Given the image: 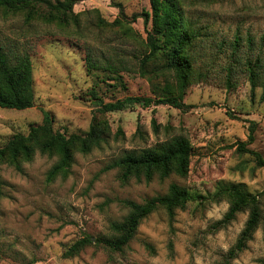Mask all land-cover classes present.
Masks as SVG:
<instances>
[{
	"label": "rangeland",
	"instance_id": "1",
	"mask_svg": "<svg viewBox=\"0 0 264 264\" xmlns=\"http://www.w3.org/2000/svg\"><path fill=\"white\" fill-rule=\"evenodd\" d=\"M176 1L201 34L192 49L193 72L185 97L190 108L135 105L107 114L99 112L100 102L168 97V88L176 85L173 75L158 70L166 62L162 56L142 69L153 24L133 16L152 13V0H79L65 26L27 22L25 13L0 9V53L30 56L35 91V106L29 110L0 108V148L14 135H28L32 126L41 125L45 111L53 117L54 130L67 136L85 135L95 117L109 127L101 147L89 154L75 152L67 177L50 181L59 157L39 150L32 161L21 162L20 171L0 163V264L264 262L263 225L237 258H229L249 214L219 226L230 203L214 199L223 185L264 192V167L237 150L255 123V142L248 149L264 160L263 89L253 93L245 67L230 57L237 39L242 63L251 53L252 58L264 57V0ZM179 137L193 147L184 178L155 175L150 182H125L121 170L109 168L128 152ZM173 184L186 188L192 198L174 218L159 208L142 222L122 253L97 244L99 238L115 236L112 225L130 213L126 201L144 204L168 194ZM260 202L264 215V196ZM87 238L93 240L91 245L66 256Z\"/></svg>",
	"mask_w": 264,
	"mask_h": 264
},
{
	"label": "trees",
	"instance_id": "2",
	"mask_svg": "<svg viewBox=\"0 0 264 264\" xmlns=\"http://www.w3.org/2000/svg\"><path fill=\"white\" fill-rule=\"evenodd\" d=\"M79 0H0V9L9 13H25L26 21L42 20L45 23H58L65 26L70 23L74 15V7ZM123 14V11L121 10ZM144 18L146 25L152 22L153 27L147 32V55L143 59L142 69L159 57L166 59L165 64L159 68L160 73H169L176 80V85L168 88V97H128L114 103L100 102L99 112L102 114L124 111L130 106L139 105L144 108L157 106H171L180 110H187L185 103L187 89L193 72L192 49L196 46L201 34L196 31L186 19L180 4L176 0H152V13L144 12L134 15L133 19ZM239 39L232 44L230 57L234 63L244 66L252 85V92L259 87L263 89L264 98V57L248 54L244 62L241 61ZM90 61V66L93 62ZM233 70V68H231ZM35 106L33 64L28 54L10 55L0 53V108L25 111ZM52 115L45 111L41 125L32 126L28 135H14L5 147L0 148V163L21 170V162L33 160L36 151L50 156H58L59 161L49 174L53 181L58 176L67 177L73 166L75 152L91 153L95 148L101 147L109 134L107 122L93 119L89 131L85 135L67 136L54 130ZM252 123L248 141L239 143L238 152L253 156L259 165L264 167L261 155L248 149L255 142V128ZM155 125V121H154ZM193 157L191 142L185 137L175 138L163 145L132 151L114 161L109 168L119 169L122 180L127 182L131 178L141 181L143 178L150 182L155 175L167 179L176 174L186 177L189 174ZM2 182L0 180V196ZM263 193L252 194L238 185H223L216 192L214 199L219 201L227 199L230 208L224 218L217 225L226 227L236 220L239 214L248 212V220L237 244L229 252V258L234 259L246 248L249 241L261 225L264 229V215L260 197ZM192 200L186 188L173 184L169 193L154 197L144 204L126 201L124 204L130 209L129 215L123 222L114 223L112 231L115 236L99 238L97 244L114 252H124L136 237L142 222L159 208H164L170 218H174L178 209H184ZM87 238L76 242L66 256L73 257L84 248L92 244ZM264 264V262L262 263Z\"/></svg>",
	"mask_w": 264,
	"mask_h": 264
}]
</instances>
